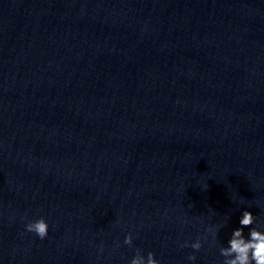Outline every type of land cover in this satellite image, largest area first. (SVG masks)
<instances>
[{
    "label": "clouds",
    "instance_id": "clouds-1",
    "mask_svg": "<svg viewBox=\"0 0 264 264\" xmlns=\"http://www.w3.org/2000/svg\"><path fill=\"white\" fill-rule=\"evenodd\" d=\"M255 217L250 211H244L240 218V227L233 230L227 246L219 248L220 255L224 258L223 264H264V231L255 227H250L255 222ZM48 223L43 217L30 221L26 224L27 232L34 233L40 239H44L48 235ZM244 228H249L248 236L244 235ZM213 241L217 235L218 229L212 230ZM207 239V237H203ZM133 237L128 234L124 238V244L132 246ZM201 238H197L191 244L185 242L181 247H191L194 251L202 248ZM188 260L195 261V255H189ZM130 264H159L155 259L153 252L147 255L141 254V250L137 249L136 254L130 261Z\"/></svg>",
    "mask_w": 264,
    "mask_h": 264
}]
</instances>
